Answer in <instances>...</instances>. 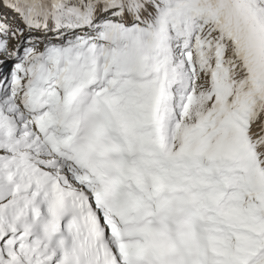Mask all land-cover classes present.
Returning <instances> with one entry per match:
<instances>
[{
	"label": "snow or ice",
	"instance_id": "obj_1",
	"mask_svg": "<svg viewBox=\"0 0 264 264\" xmlns=\"http://www.w3.org/2000/svg\"><path fill=\"white\" fill-rule=\"evenodd\" d=\"M0 264H264V0H0Z\"/></svg>",
	"mask_w": 264,
	"mask_h": 264
}]
</instances>
